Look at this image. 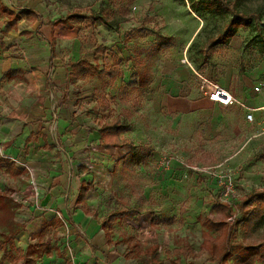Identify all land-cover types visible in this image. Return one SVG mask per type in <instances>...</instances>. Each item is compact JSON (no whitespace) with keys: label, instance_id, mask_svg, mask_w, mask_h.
<instances>
[{"label":"rangeland","instance_id":"374dc122","mask_svg":"<svg viewBox=\"0 0 264 264\" xmlns=\"http://www.w3.org/2000/svg\"><path fill=\"white\" fill-rule=\"evenodd\" d=\"M121 1L126 2L17 0L25 7L39 9L42 23L45 21L50 28L54 27L53 21L67 14L102 15L105 9L118 13L116 21L110 20L109 24H91L77 18L58 24L54 29L60 34L65 33L66 25L74 28L78 40L74 44L63 41L69 37L48 40L67 64L84 56L118 70L110 83L96 76H72L69 80L72 96L67 98V109L71 110L63 116L65 126L61 131L70 142L72 162L79 163L78 172L93 183L88 191L90 211L95 215L91 219L100 224L113 210L126 206L139 209L132 218L115 221L111 229V245L133 264H146L145 253L153 243L158 244L157 256L164 264H174V249L188 247L194 255L186 250L187 255L180 256L181 264H237L242 255L239 244L264 242V216L254 227L241 223L231 229L225 244L229 253L226 261L220 259L219 252L200 254L204 240L202 223L215 214L217 200L230 203L236 214L242 200L253 191L264 189V0H231L239 11L257 13L258 18L252 20L251 26L240 27L235 37L218 48L208 62L202 60L203 48L208 39L223 29L230 12L214 2L206 5L207 0H134L123 15ZM30 27L28 21H21L17 32H1L0 52L43 69L48 65L50 47L45 34L29 30ZM97 45L105 48L104 56L94 54ZM190 64L199 73L211 75L229 90L234 89L240 99L248 90L257 91L263 105L256 111V120L246 122L243 110L229 109L228 114L243 120L241 129L236 122L229 121L228 126L222 125L211 134L209 114L170 113L164 100L168 89H177L183 83L197 87ZM184 66L190 74L185 70L182 73ZM136 71L146 75V86L128 84ZM117 114L129 122L120 139L132 142L146 156L141 165L124 161L131 155L130 146L116 148L94 142L93 132ZM83 129L90 132L86 147L80 146ZM67 139L63 140L64 146ZM3 172L1 168L2 176ZM29 178L23 175L9 184L13 189L6 195L10 206L0 208V264H22L17 259L22 246L18 232L32 220L27 213H21L23 206L40 209L49 218L54 215L62 221L46 235L53 255L44 253L36 264H76L78 253L74 243L91 242L90 237L77 233L73 225L77 214L87 218L78 211L81 206L74 203L72 193L64 204L47 202L43 206V199L31 195L41 193L44 186ZM7 183H2L3 189ZM229 221L233 222L230 218ZM211 234L215 237L217 232L212 230ZM253 264H264V258L256 257Z\"/></svg>","mask_w":264,"mask_h":264},{"label":"crops","instance_id":"0c3cea01","mask_svg":"<svg viewBox=\"0 0 264 264\" xmlns=\"http://www.w3.org/2000/svg\"><path fill=\"white\" fill-rule=\"evenodd\" d=\"M1 2L8 9L16 12L29 8L38 13L41 16L39 20L30 21L22 17L18 23L22 21L27 24L28 21V24L31 26L29 30L42 31L46 36L44 37L48 46L52 37H69L70 39L63 41H69L73 44L78 41L74 28L70 29L66 25L65 33L60 34L58 30L54 29L58 24L50 28L45 24V21L42 23V13L36 7H25L22 3H18L17 0H1ZM17 6L18 8L16 9ZM2 14L0 12V34L1 32H5L6 16L3 14L4 16L1 17ZM18 23L17 30L8 33L17 32ZM18 35L20 36V34ZM49 47L48 54L50 59L51 48L54 47ZM55 52L57 55L56 50ZM72 61L76 60H71L70 62ZM69 63H65L57 55L52 68L49 67L48 61L47 67L35 69L27 62L19 58H13L8 52H0V172L1 168L4 171V176L0 174V194L4 196V200L8 201L7 192L13 190L9 184L16 182L23 175H29V179H32L34 183L44 186L41 189V193L38 192V194L34 193L31 195L34 199H43V206L47 202V204L51 202L64 204L72 193L74 203L77 202L81 206V209H78V211L87 217L83 219L81 215L77 214L73 217V221L75 222L73 225L77 227L75 228L77 233L80 235L85 234L91 238L90 243L86 241L74 243V251L78 253L76 254V264H133L130 259H123L117 253L116 248L111 245L112 234L109 239L106 235V230L102 227L103 222L99 224L97 221L91 219L95 215L91 211L86 212L82 203L78 202L79 188L83 181L88 182V180H85L82 174L78 172L79 163L72 162L71 157L73 156V152L69 151L70 146L68 145L70 142L66 136L62 135L61 131L63 126H65L63 116L68 115L71 110L67 109V105L69 106L67 98L72 96L69 84V80L72 77ZM183 68L182 73L185 70L188 72L187 74H190L191 71L187 66ZM18 69H21L23 78L18 76L10 80L3 79L4 74L8 71ZM230 91L236 94L234 89ZM167 92L168 94L164 100L170 113L196 114L201 112L209 114L211 119L208 128L211 134L218 131L222 125L228 126L229 121L236 122L238 129H241L242 124L240 125V123L243 120L249 122L246 119V109L236 105L222 107L218 103L210 101L200 95L198 84L195 87L191 84L183 83L178 85L177 89H168ZM256 92L252 90L244 92L245 96L241 100L252 107L262 106L260 96L256 95ZM233 108H238L245 112L241 122L238 115L234 117L235 115L231 116L228 114V110ZM254 119L256 120V111L254 112ZM100 127L93 132L92 136L94 142L102 145L100 142ZM81 134L83 142L80 143V146L85 145L86 147L89 144L90 132H86L83 129ZM65 138L67 141L64 146L63 143L65 141L63 142V140H66ZM82 150L84 151L85 148ZM8 165H10V170L7 169ZM11 171H14L16 175H13ZM77 174L81 176L77 177ZM6 181H9L7 183L8 186L3 189L2 183ZM86 201L88 203V192ZM7 204L9 205V202ZM46 207H49V205H46ZM20 211L22 214L27 213L30 216L29 218L32 219L27 221L25 228L18 232L22 244V246L20 245V249L26 251L30 243H36L38 240V238L32 239L30 235L39 233L44 221L58 219L59 217L52 215L49 218L48 214L44 215V211L34 209V207L28 208L23 206ZM60 216L62 217V213H60ZM66 216H69V214L66 213ZM50 228L57 229L53 226ZM34 240L36 241L33 242ZM24 245L27 246L26 249H24ZM52 255L53 249L52 254H49V256Z\"/></svg>","mask_w":264,"mask_h":264},{"label":"trees","instance_id":"16d2710c","mask_svg":"<svg viewBox=\"0 0 264 264\" xmlns=\"http://www.w3.org/2000/svg\"><path fill=\"white\" fill-rule=\"evenodd\" d=\"M115 2V0H110ZM122 2V1H121ZM134 0H126L122 2L121 13L126 15L129 9L130 4ZM214 2L222 7L225 11L231 13L230 18L225 23L223 29L217 33L213 38L208 39L204 48H203V58L204 62H208L213 53L220 47L229 43L230 39L235 36L237 30L243 26H251L252 20L258 18L257 13H246L239 11L236 6L235 1L231 0H207V4ZM0 12L5 14V32H10L17 30V23L22 18L25 17L30 21L39 20L41 16L36 13L34 10L29 8L21 9L19 12L8 9L3 5L0 0ZM117 12H114L110 9H105V12L102 15H83L81 13H72L65 16H61L52 22V25H57L60 23H68L72 18H77L80 21H87L91 24L97 22H102L103 24H109L110 20L116 21ZM264 42V38H263ZM83 47V45H82ZM95 55L104 56L106 50L102 45H97L93 50ZM57 57L55 49L51 48V54L49 59V67L54 66V59ZM71 67V75L76 79H85L86 77H98L100 80H105L106 83L112 82L118 75V70L113 66H101L98 63V60L90 61L84 56L76 61L69 63ZM23 78V73L21 69L10 70L4 74L3 79L10 80L12 78L18 77ZM108 76V79H106ZM134 79L128 84L131 86H146L147 78L146 75L142 72L139 73L136 71L133 73ZM216 80V79H215ZM106 101V99H103ZM104 103H102L103 105ZM107 108L109 105L107 104ZM129 128V122L126 117L122 114H117L111 118L105 120L99 129L100 132V142L102 145H109L112 147H124L130 146L131 155L125 157L124 161L131 165H141L146 156L136 149V146L130 141H124L120 139V135L126 132ZM10 170V165L7 167ZM13 175H16L14 171H11ZM93 183L90 181H83L79 188L78 202L82 203L83 208L86 212H90L88 203L86 201V195L89 188ZM251 202H254L255 205L252 207ZM0 208L8 209L7 201L4 200V196L0 194ZM240 217H235L233 222L229 221V218L233 217L234 211L229 203L217 200L214 205L215 214L208 216L202 223L203 225V235L204 240L200 245V253L205 251L215 254L216 252L220 253V259L226 261L229 253L225 251V244L228 242V239L231 236V229L239 224H244L247 227L251 228L256 226V224L261 221L264 216V189H258L250 193L246 200H242L239 205ZM139 212V209L132 206H126L122 209H116L111 211L105 221L102 223V227L106 230V235L110 239L111 229L113 223L119 219H124L126 217L132 218ZM62 223L61 219H51L43 222L42 229L37 234H31L32 239L38 238L36 243H30L26 251L21 250V254L18 256V260H22V264H36L38 257L42 256L44 253L52 254V248L45 245V236L49 227L53 226L57 228ZM215 230L217 232L216 236L213 237L211 231ZM242 249L241 259L237 261V264H253L256 257L264 258V242L259 243H249L247 245L239 244ZM158 244L153 243L146 250V264H164V261L157 256ZM189 250L193 255L194 251L192 248H176L174 253L176 254V259H174V264H180L181 254L187 255Z\"/></svg>","mask_w":264,"mask_h":264},{"label":"built area","instance_id":"2783aa9c","mask_svg":"<svg viewBox=\"0 0 264 264\" xmlns=\"http://www.w3.org/2000/svg\"><path fill=\"white\" fill-rule=\"evenodd\" d=\"M13 5V3H11ZM188 62V60L186 61ZM190 66L194 70L195 76L198 81L199 86V93L201 96L206 97L212 102L218 103L222 107H229V106H239L247 110L246 119L248 121H254V112L261 109L260 107H252L247 105L243 100L238 98L236 94L231 92L228 88H226L223 84L215 80L211 75L199 73L191 64ZM257 90L260 88L257 87ZM38 194V192H36ZM230 204V203H229ZM236 216H240V212L236 213L232 219Z\"/></svg>","mask_w":264,"mask_h":264}]
</instances>
